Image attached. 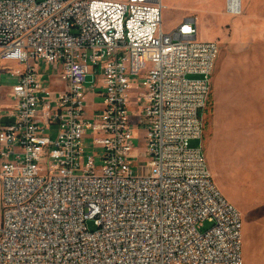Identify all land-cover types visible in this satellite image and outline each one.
Wrapping results in <instances>:
<instances>
[{"label":"built area","instance_id":"2783aa9c","mask_svg":"<svg viewBox=\"0 0 264 264\" xmlns=\"http://www.w3.org/2000/svg\"><path fill=\"white\" fill-rule=\"evenodd\" d=\"M163 11L162 0H0V75L6 64L18 79L5 113L0 86V264H243L241 215L191 147L220 48L198 41L193 17L165 32ZM91 74L104 91L89 119ZM133 111L147 162L133 158ZM87 136L103 147L99 168Z\"/></svg>","mask_w":264,"mask_h":264},{"label":"rangeland","instance_id":"374dc122","mask_svg":"<svg viewBox=\"0 0 264 264\" xmlns=\"http://www.w3.org/2000/svg\"><path fill=\"white\" fill-rule=\"evenodd\" d=\"M251 1L257 3L251 14L245 15L242 11L232 15L227 11V0H162L163 29L170 32L185 19L193 17L197 20L198 41L219 45L212 75V94L206 110L201 113L203 141H192L191 147L203 148L215 184L241 215L245 264H264V235H257V230H264V44L254 42V27L250 26V40L235 34L240 22L244 24L264 17V0ZM40 66L43 74H54L53 67L46 62H41ZM97 79L91 74L87 81L89 119L102 103L99 98L104 91L101 75L99 82ZM132 82L138 85L139 79L132 78ZM17 84V77L7 72L6 64H3L0 75L3 113L13 105L11 95ZM131 94L135 101L138 91ZM132 116L136 150L133 158L135 162H147V159L143 160L147 127L138 125L139 119L143 118L139 112L133 111ZM57 134L56 127L45 132V136L53 139ZM94 139L92 136L86 138L87 154L95 157L99 168L103 164L104 151L102 146H94ZM81 163L84 165L85 160ZM134 173L138 175L136 169ZM89 227L93 229V225ZM203 227L206 229L209 224Z\"/></svg>","mask_w":264,"mask_h":264},{"label":"crops","instance_id":"0c3cea01","mask_svg":"<svg viewBox=\"0 0 264 264\" xmlns=\"http://www.w3.org/2000/svg\"><path fill=\"white\" fill-rule=\"evenodd\" d=\"M242 2H243V0H241V7H242V11L245 12V15L251 14V12L254 9V5L257 4L251 0H245L244 1L245 4L243 7ZM261 19H256L255 21L249 20V21H246L244 24L240 22L241 24L239 23L237 25V31L235 34L238 35L239 37L243 36V37H246L247 40H250L251 39L250 37H252L250 34L251 30H252V29H250V26L254 27V29H253L255 32L254 37H253L254 42L264 44V17ZM245 26L247 27V29L244 28ZM262 57H263V55H262ZM260 234L264 235V230H257V235L260 236ZM243 264H245L244 259H243Z\"/></svg>","mask_w":264,"mask_h":264},{"label":"bare ground","instance_id":"6f19581e","mask_svg":"<svg viewBox=\"0 0 264 264\" xmlns=\"http://www.w3.org/2000/svg\"><path fill=\"white\" fill-rule=\"evenodd\" d=\"M227 11L228 13H231L230 11H232V9H228V0H227ZM237 11H242V7H241V0H240V6H239V3H238V7H237ZM263 109V108H262ZM250 144V143H249Z\"/></svg>","mask_w":264,"mask_h":264}]
</instances>
